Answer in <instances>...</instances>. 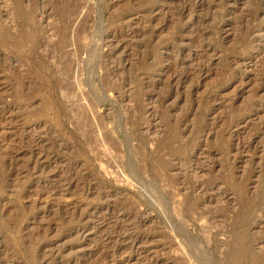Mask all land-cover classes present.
I'll list each match as a JSON object with an SVG mask.
<instances>
[{"label":"rangeland","instance_id":"rangeland-1","mask_svg":"<svg viewBox=\"0 0 264 264\" xmlns=\"http://www.w3.org/2000/svg\"><path fill=\"white\" fill-rule=\"evenodd\" d=\"M0 264H264V0H0Z\"/></svg>","mask_w":264,"mask_h":264}]
</instances>
